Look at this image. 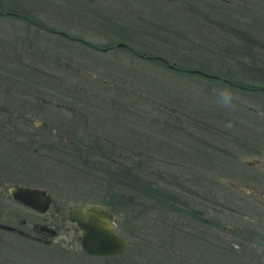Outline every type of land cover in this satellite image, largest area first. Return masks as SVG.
Wrapping results in <instances>:
<instances>
[{
	"label": "rangeland",
	"instance_id": "obj_1",
	"mask_svg": "<svg viewBox=\"0 0 264 264\" xmlns=\"http://www.w3.org/2000/svg\"><path fill=\"white\" fill-rule=\"evenodd\" d=\"M3 1L10 3V8L18 4L19 11L47 25H65L70 31L94 40L95 44L101 45L112 38L181 65H190L199 58L204 61L207 58L212 63L225 61L235 69L239 65L242 74L234 76L242 81L248 80L245 74L254 71L248 65L263 66L260 62L253 63L250 55L256 53L244 48L264 54V0ZM5 17H10V38L0 32V36L5 37L0 41V122L3 124L0 131L9 128L2 109L9 96L10 107L18 116L28 113L24 108L27 104L24 86L35 88L34 82L38 85L42 79L40 73L27 69L26 64H32L42 68L44 77L49 80L43 85L44 98H63L62 110L45 104L46 123L55 125V118L60 123L63 121L62 129H78L82 142L93 147L86 154L81 142L77 141L72 152L71 138L63 137L59 145L61 151L43 146L36 153L29 148L8 147L0 140V179L6 183L5 187L9 188L10 182L38 186L60 204L58 212L48 207L44 214L47 219L52 216L63 222L53 241H61L64 248H52L53 251L46 254V263L103 264L102 256L81 252L77 233L72 231V223L66 217L69 208L97 203L108 206L115 230L128 240L126 249L119 255L127 264H202L205 248L194 244L182 231L172 233L171 223L180 217L172 213L168 205L171 202L165 197H159L160 202L150 198L157 188L164 193L181 191L180 197L184 198L182 190L193 186L188 182V172L192 171V177L199 174L207 177L211 197L215 198L220 188L218 215L221 222L225 227L239 230L237 237L244 240L233 244L231 250L220 249V264H264V240L261 238L264 237V106L256 94L199 75L168 70L156 60L132 56L127 51L92 50L81 41L43 31L11 15ZM122 17L147 25L152 34L120 30L114 22H120ZM153 29L157 33H153ZM158 33L176 42L184 39L185 44L195 43L200 51H172L169 47L175 45L174 40L161 42ZM34 34L41 42L40 50L29 40ZM6 43H10V47H5ZM184 55L191 56L192 61L180 60L179 56ZM117 57L121 67H103L105 60L117 65ZM129 63L135 65V71L144 78L120 71L130 69L124 65ZM9 64L10 71L19 70L16 73L33 83L24 84L23 76L4 78L3 66ZM151 79L154 82L148 85ZM50 80L62 87L59 94L50 87ZM8 85L10 89H6ZM15 87L22 88V92ZM169 87L175 88L172 96L165 93ZM77 93L79 100L71 97ZM32 97L35 101V96ZM213 107L233 112L239 109L243 115L241 118L230 116V125L224 124L216 113L208 112ZM30 117L35 123L44 120L38 114ZM13 122L23 128L22 121ZM30 125L33 127L32 123ZM20 133L15 132L18 140L24 136ZM95 135L100 137L101 145L92 141ZM46 138L48 144L52 139L55 142L54 136ZM110 143L113 149L109 157H106L108 153L102 156ZM29 146H33V142ZM202 150L206 152L204 158ZM41 151L46 152L45 157ZM58 163L61 167L56 166ZM121 167L124 172L115 173V177L108 175L106 170L119 172ZM119 183L126 185L127 190H117ZM194 184L197 191L203 193L197 179ZM1 188L0 196L4 198H0V204L10 208V197ZM130 193L136 194L137 204L127 208L126 218L120 203L124 195L131 196ZM143 193H147L146 196ZM108 198L119 205L112 208L107 203ZM176 224L179 228L183 226L180 222ZM216 234V231L209 232V237L215 239ZM233 237L231 234L230 238ZM16 249L28 250L23 245ZM4 256L0 253V258Z\"/></svg>",
	"mask_w": 264,
	"mask_h": 264
},
{
	"label": "flooded vegetation",
	"instance_id": "obj_2",
	"mask_svg": "<svg viewBox=\"0 0 264 264\" xmlns=\"http://www.w3.org/2000/svg\"><path fill=\"white\" fill-rule=\"evenodd\" d=\"M9 4L10 3L8 2L5 3L3 0H0V32H2V34H6L8 38H10V17H5V16L11 15L17 19L22 20L16 15L17 12H15L14 9H10ZM37 21L39 23L46 24L45 22H41L39 20ZM30 24L33 25L32 23ZM7 28L9 30H7ZM39 28L43 31L45 30L46 32L64 37V34L61 31L53 32V31H49L42 27H39ZM33 37L34 38H32V40L29 39L30 42L32 43L34 42L33 44L37 46L38 50H40L41 42L38 40V36L34 34ZM1 40H5V37L0 36V41ZM7 46L10 47V43H6L5 47ZM26 66L28 68L27 67L25 68H27L28 70H32V72H37L38 74L40 73V76L42 79L38 81V85L34 82V85L36 86L35 88L29 85L24 86L26 87V90H24V95H26L25 101L27 103L24 108L25 110H28L27 111L28 113L21 114V116H18L17 113L14 112V108L10 107V96H9L7 105L2 106V109L4 110V113H3L4 116L3 115L2 116L7 121V125L9 128H5L7 126L4 125L5 129L3 131H0V140L5 142L8 145V147H16V148L22 147L25 150L29 148L32 151L34 152L36 151V153H38L37 150H39V148L43 146L47 148L49 147L50 149H54V150L59 149L61 151V146H59L61 143L60 139L63 137L67 139V137H70L72 141L70 140L69 141L72 143L71 151L73 152L74 145L76 146L77 141L82 142L83 138L79 136L80 131L73 127L70 129H62L61 126H62L63 121H61L60 123V121H58L57 118H55L56 120L55 125H48V123H46V120H45L46 119V114H45L46 107H44L45 104H52L54 107L57 106L60 110H62L64 106L61 100L63 98L55 99V100L45 99L44 98L45 89H43V85H46L44 84V82H46L48 79L44 77L45 75H43L44 74V71H42L43 69L35 65H32V64H26ZM3 68L5 72L4 78L9 79L10 70H11L10 64L8 66H3ZM33 70H38V71H33ZM12 71L15 72L17 70L14 69ZM27 72L31 74L30 71H27ZM28 79L31 80L30 77ZM22 82L24 84L33 83V82L30 83L27 79L24 80V78ZM49 83L51 84L50 87L53 86L52 88L55 89L54 93L59 94L61 90L60 88L62 87L60 85L58 86V84L53 80H50ZM20 86L22 87V85ZM8 88L10 89V85L6 86V89ZM15 88L18 89L17 90L18 92H22L21 91L22 88L20 87H15ZM37 93H40V94L37 95ZM27 96H30L31 98L26 99ZM32 96H35L34 97L35 101H33ZM71 97L76 99V97L72 96V94H71ZM71 109L75 110L74 107H71ZM31 114L32 116L38 114L39 117L43 118L44 120L38 123H35V121L31 120V117H30ZM12 120L22 121L23 128L22 129L18 128L16 122L11 123ZM30 123L33 124L34 128L30 125ZM1 125L3 124H1L0 122V126ZM15 132L17 133L22 132L20 134L24 135L23 138H20V140L16 139ZM46 136H54L55 142L52 139L50 140L49 144L46 143L47 142ZM78 136L80 137V139L79 138L77 139ZM74 137L76 138L72 139ZM99 138L100 137L98 135H95L94 139L87 137V139H91V140L93 139L92 141H94L98 145H101V141L98 140ZM17 140H18V143L14 144V142H17ZM32 142H33V146H29L30 143ZM108 148H105L102 154L101 153L100 154L102 156L105 155L107 152H109ZM41 154L42 156L44 155L45 157L46 152L43 153V151H41ZM56 166L61 167L59 163L58 165L56 164ZM10 178L12 177L10 176ZM189 180L190 181L188 182L190 184H192V182L194 183L195 181V179H189ZM205 180L206 179L202 177L200 178V182H197L199 184V188L202 189L203 193L198 192L194 186L193 187L186 186L185 188L183 187L184 191L182 193V196H184V198H182V200L176 198L177 195L181 196V194L176 195L175 193H172L171 203H170L172 207V213L176 214V217H180V219L173 220V224L171 223L172 233L182 231L185 233L186 237L190 241H192L194 244H197L198 246L205 248L206 240H207V227H209V229L211 230L210 232H213V231L217 232V234L215 235V238L219 241L220 244L225 242L228 245L233 246V244L238 245L242 243L243 237L241 236L237 237V235L240 234L238 233L239 230L236 231L235 229L225 227L223 223L221 222V219L218 215V212L220 210L219 209L220 203L217 202V200L214 197H211L212 195H210V197L212 200L216 202V205L213 207L212 204L208 203L209 200H208L207 194L205 193V189H206L205 185L207 184L205 183ZM15 184L24 185L22 183L10 182V187L6 188L5 187L6 183L2 182L0 179V186L2 187L1 188L2 191L4 189L5 191L4 194L7 197H10V208H8V206H4L3 204H0V253L5 254L4 257L0 258V264H50V263H46L45 261L47 257L46 254L50 253V251H53L52 248L54 249L64 248V246L61 245L62 244L61 241H53V237H55L57 233H59V228L63 225V222L60 221L59 218L52 217V216L49 217V219H47V216L44 213L46 212L48 207L52 209L54 212H58L60 209V204L57 203L56 200L52 198L51 194L47 190L44 189L48 193L49 198H50L46 209L43 211H40L33 207H30L14 199V197L12 196V193H11L12 186ZM34 187H38V186H34ZM218 195L219 196L221 195L220 192L217 193V196ZM1 197L3 196H0V198ZM179 207H184V208L179 209ZM69 210L70 208L66 211L67 219H68ZM213 212H214V216L212 215ZM178 213H183L182 217L178 215ZM70 222L72 223V231L74 233L75 232L77 233L76 238L80 245L79 235L81 231L76 227L73 221H70ZM179 222L182 223L183 225L182 228H179L177 226L176 223H179ZM231 234L232 236H234L233 237L234 239L230 238ZM226 235H228V239L226 238ZM18 236L21 237V239ZM22 238L24 241H22ZM261 238L262 240H264V237H261ZM175 243L176 242H174V244ZM127 244H128V241H127ZM22 245L23 247L28 248V250H25L27 252L22 251L20 249H16V246L21 248ZM4 249L6 251H4ZM80 250L81 252H83V250L81 249V246H80ZM119 255L120 253L113 254V255H89V256H102L103 260H101L102 261L101 263L103 264H127V262L125 261V258H122ZM136 264H140V263H136Z\"/></svg>",
	"mask_w": 264,
	"mask_h": 264
},
{
	"label": "trees",
	"instance_id": "obj_3",
	"mask_svg": "<svg viewBox=\"0 0 264 264\" xmlns=\"http://www.w3.org/2000/svg\"><path fill=\"white\" fill-rule=\"evenodd\" d=\"M17 2H19V1H17ZM19 4L21 5L20 2H19ZM17 7H19L18 4L16 5V7H13V8H10V9H14L15 12H17L16 15L19 18H21L22 21H24L26 23H29V24L32 23L36 27H42V28H45V29H47L49 31H53V32L61 31L64 34L65 38H68L70 40H75L77 42L81 41V42L85 43L86 46L91 48L92 50L93 49L99 50V51H101L103 53H108L109 51H116V50L117 51H124V53H126V51H127L128 54L132 53V56L136 55L139 58L142 57V58H145V59L156 60L157 62H159V64H162V67L168 68V70L183 72V73H185L187 75L188 74L199 75V76H202L206 80H215V81H218L220 83L228 84L230 86H233L236 89L246 90L245 92H249L250 94H256L257 100H261V102L263 103L262 105L264 106V54L261 53L262 51L259 52V50H256V49L254 51V50H252V48H244V50H248V51H252V52L256 53V54L250 55V57L252 58L253 63L260 62L259 64H263V66L261 65L263 68H261V66L257 65V64L248 65L249 68L251 67L252 69H254V71L253 72L250 71L249 73L245 74V76L248 77V80L242 81L241 79L240 80L238 79V76L237 77L234 76L236 74H238V75L242 74V72H240V70H239V65L235 66L236 69H237L236 70L235 68H232L230 65L226 64L225 61L212 63V61L208 60L207 58L205 59L206 61H204V59H202V58H199V59H196L195 61H193L194 63L190 62V65H181V64L176 63L175 61H168L164 57H161V56H159L157 54H146V53H144L142 51L137 50L136 48H133V47L129 46L125 42L115 41L112 38H110L107 42L102 43L101 45L100 44H95L94 40H89V39L83 37L80 33H75V32L70 31L69 27H66L65 25H54V24L47 25V24H44V23H39L37 21V19H35L34 17H32L30 15H27L26 13H23V12L19 11L17 9ZM81 7H83V6H81ZM22 9H24V8H22ZM90 9H93V6H91ZM100 17H101V15H100ZM120 19H121L120 22H118V23L114 22V24H117L116 27H118L120 30H124V29L132 30V31H135V32H139L141 35H143V34H146V35L152 34L151 33L152 29H150L147 25L141 24L139 22H135L133 20L128 19L127 17H122ZM76 23L80 24L78 22H76ZM160 30H165V29L163 28V29H160ZM159 32L161 33L162 31H159ZM153 33H157V31L155 32V29H153ZM160 33H158V35H160V36H158V40H160L161 42H168V43L170 42L171 43V40H170L171 37L162 36V34H160ZM171 39H173V38H171ZM174 42H175V45L172 46V47H169V49H171L172 51L175 50V49L178 50V51L179 50H185V49L193 51V52H196V51L199 52L200 51V50H198V47L195 46V43L194 44H191V43L185 44L184 39L182 41H179V42H176L174 40ZM118 43H121V44H118ZM254 44H256V43H254ZM178 45H180V46H178ZM246 47H248V46H246ZM115 56H117V55H115ZM179 57L181 58L180 60L192 61V58L189 55L188 56L184 55V56H179ZM17 59H19V57H16V60ZM116 60H117V63H118L117 65L111 64V63H115V62H108L107 63L106 60H105V63L103 62L102 65H103V67L104 66H113L115 68L118 65L121 67V65L118 62L120 59L117 57ZM132 62L135 63L134 61H131V63ZM131 63L124 64V65H127L128 67H130V69L122 68L120 71H123L124 73L128 72L130 75H133L134 77L136 76V78H138V79L144 78V76H139L138 75V73L135 71L136 69H134L135 65H133ZM138 63L140 64V62H138ZM248 64H251V63L249 62ZM144 68L145 67H143V70H144ZM193 69L198 70V72L197 71H191ZM260 70H262V71H260ZM17 71H19V70H17ZM201 72L207 73L208 75H203ZM261 72H262L263 75L261 74ZM10 75H11V77L14 76V78H16L17 76L20 77V78L22 77V74L19 73V72L16 73V71L15 72L10 71ZM23 78H25L24 75H23ZM223 78L225 80H223ZM145 81H146V79H145ZM152 81L154 82V79H151L150 80V84H148V85H152V83H151ZM173 91H175V88L169 87V88L166 89L165 93H166V95L172 96L173 95ZM261 95L263 97H261ZM75 97H76L77 100H79L78 93H77V95H75ZM216 105H219V104L216 103ZM247 108L250 109L248 106H247ZM214 109H215V107L212 108V111H208V112L209 113H216V115L220 117V122L221 123L224 122V124L226 123L228 125H230L229 121H231L230 116L232 118V116H234V115L236 116L237 115L238 118H241V116L243 115L242 112L239 113V109H238L237 112H233L232 109L231 110H224V109H222L220 107L218 109H215V111H214ZM232 112H233V115H232ZM234 118L235 117H233V119ZM221 120H223V121H221ZM234 122L236 123V121H234ZM78 138L80 139V137H78ZM81 144L83 146V152H85L86 154L88 152H91L90 149H92L93 147L89 143L81 142ZM204 144L206 145V143H204ZM112 149H113V146H111V143H110L109 152H107L108 154L106 153L107 154L106 157H109L108 155H110V152L112 151ZM201 157H203V158L206 157L205 150H202ZM86 161L93 162V160H89V159L88 160L86 159ZM111 161H112V164L115 163L112 159H111ZM106 170L109 173L108 175H110L111 177L117 176L116 174L121 173L122 170L124 172V169H122V167H121V170H119V172H114L113 170L109 171L108 169H106ZM202 172H204V169L202 170ZM191 173H192V171H190V173L188 172L189 179H197V182H200V178H202V177L203 178H207L203 174H199V176H197V177H192L194 174H191ZM198 179H199V181H198ZM208 181H210V180H208ZM205 183H207L206 180H205ZM119 184L116 187L117 190H125V191L127 190V186L126 185H123V183L122 184L119 183ZM179 185H182V184H179ZM192 185L196 186V184H194L193 182H192ZM197 185H198V183H197ZM208 186H207V184L205 185V187H206L205 193L207 194V197H208V200H209L208 203L212 204V206L214 207L216 205V202L211 199V197H210L211 189ZM200 190L202 191L201 188H200ZM219 190H220V188L217 189L218 192H219ZM152 191H153V189L150 188V193H152ZM154 191H155L154 194H156L157 196H155L154 194H151L150 195L151 199L152 198H157V201L160 202L161 200H160L159 197H161V198L165 197L168 202H171L172 193H170L169 191L164 193L163 191L159 190L158 188L155 189ZM182 191H184V190H182ZM180 193H181V191H180ZM180 193H178V194H180ZM200 193H202V192H200ZM146 194L147 193H145L143 196H146ZM130 195L131 196H125L124 195V198L121 199V203L120 204L123 205V207L125 209L124 215H125V213L127 211V208L131 209L134 205L137 204L136 201H135L136 198H134V196L136 194L134 196H132V194L130 193ZM176 198L182 200V198L180 196H178V195L176 196ZM108 199H109L108 200L109 202H107V201L106 202L112 208H115V207H117L119 205L118 203H112V201H111L112 198H108ZM215 199L217 200V202H219L221 204V202H220L221 196H219V195L217 196L216 195ZM119 201H120V199H119ZM168 205H169L170 209H172L171 204L168 203ZM183 208L184 207H179V209H183ZM129 214H131V213H129ZM178 215H180L182 217L183 213H178ZM212 215L214 216V212L212 213ZM125 216H126V218H128V213H126ZM132 217L135 218L136 216H132ZM210 231L211 230L209 229V227H207V240H206V245H205V253H206V255L204 257V260L202 261V264L203 263L204 264H220V262H222V261L218 260V258H221L219 256V254H221L222 252L219 251V250L220 249H229V250H231L233 248V246L232 245H228L227 243L220 244L216 238L215 239L210 238L209 237V232ZM242 241H244V240H242ZM201 259H202V256H201Z\"/></svg>",
	"mask_w": 264,
	"mask_h": 264
},
{
	"label": "water",
	"instance_id": "obj_4",
	"mask_svg": "<svg viewBox=\"0 0 264 264\" xmlns=\"http://www.w3.org/2000/svg\"><path fill=\"white\" fill-rule=\"evenodd\" d=\"M191 71L198 72L196 69ZM11 193L14 199L40 211L46 209L50 200L44 189L34 186L15 184ZM68 219L81 231L80 246L88 255L118 254L127 245V238L115 230L112 212L106 205L83 203L78 207H72L68 211Z\"/></svg>",
	"mask_w": 264,
	"mask_h": 264
}]
</instances>
